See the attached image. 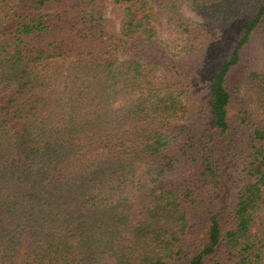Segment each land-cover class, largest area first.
<instances>
[{
  "label": "trees",
  "instance_id": "16d2710c",
  "mask_svg": "<svg viewBox=\"0 0 264 264\" xmlns=\"http://www.w3.org/2000/svg\"><path fill=\"white\" fill-rule=\"evenodd\" d=\"M263 35L264 0H0V264H264Z\"/></svg>",
  "mask_w": 264,
  "mask_h": 264
},
{
  "label": "rangeland",
  "instance_id": "374dc122",
  "mask_svg": "<svg viewBox=\"0 0 264 264\" xmlns=\"http://www.w3.org/2000/svg\"><path fill=\"white\" fill-rule=\"evenodd\" d=\"M99 6L105 12L106 17L110 18L112 6L105 3H100ZM183 11L186 17L189 18L192 22L196 24L206 23L203 18L198 17L188 7L184 6ZM162 36H164V40L166 41L171 38L164 32L162 33ZM193 61H196V59H194L193 57L191 59L189 58V63H193ZM243 62L244 65L242 64L232 75L230 84L231 90L232 92H234V111L236 113L234 122L236 124L238 123V116H242L243 118L249 117V119H256L258 121H261L262 119V115L260 114L261 111L258 110L256 103L252 102V99L255 96V91H253L252 89L251 74L253 73V71L263 69L264 67V35L262 36L261 40L254 42V45L246 53V58ZM191 68H197V66L193 65L191 66ZM209 79L210 77L203 76L200 81L198 79L196 82V84L199 86H197V96L195 95L194 99H196V101H199V103L197 106H195L194 109H196L198 115L202 116L203 118L205 117L203 113L206 112V87ZM6 100L7 96H0V116L1 110L4 107ZM235 127L237 128L238 124ZM238 131L239 130H236L235 132ZM26 257L27 250L24 249L21 252L16 264H24L26 261Z\"/></svg>",
  "mask_w": 264,
  "mask_h": 264
}]
</instances>
